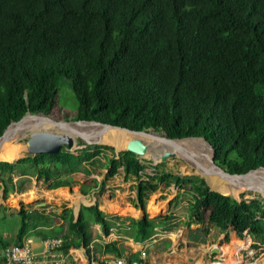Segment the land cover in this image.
Segmentation results:
<instances>
[{
	"label": "trees",
	"instance_id": "16d2710c",
	"mask_svg": "<svg viewBox=\"0 0 264 264\" xmlns=\"http://www.w3.org/2000/svg\"><path fill=\"white\" fill-rule=\"evenodd\" d=\"M63 85L77 102L74 120L154 129L169 138L204 137L228 171L264 167V0H0V136L28 112L69 119L59 107ZM107 149L63 147L0 161V180L28 167L45 182L59 171L89 174L95 160L105 158L109 177L122 167L125 179H137L132 203L144 212L161 183L174 184L191 195V216L233 229L239 238L249 234L255 248L264 245V198L240 201L211 191L198 175L162 170L142 178L146 167L135 153L110 156ZM59 215L63 251L85 247L88 255L97 248L92 224L105 235L121 228L137 242L179 225L171 212L122 219L98 204L82 206L77 218L68 207ZM42 216L20 212L16 243ZM2 235L0 249L9 245ZM33 235L56 236L44 227ZM98 248L123 255L117 241Z\"/></svg>",
	"mask_w": 264,
	"mask_h": 264
},
{
	"label": "rangeland",
	"instance_id": "374dc122",
	"mask_svg": "<svg viewBox=\"0 0 264 264\" xmlns=\"http://www.w3.org/2000/svg\"><path fill=\"white\" fill-rule=\"evenodd\" d=\"M76 104H77L76 99L73 93L71 92L70 88L67 85L61 86L59 90V107L60 109H63V112H61V114L62 115L67 114L69 115L68 116L69 119H73ZM52 114L55 117H57L58 120L66 119L65 116H60L57 113H52ZM42 130H51V129H42ZM53 130L60 132L59 130H61V128L55 126L54 128H52L51 131ZM31 133L32 132L30 131L27 132L28 136L24 138L23 140L24 142L27 143L28 137L30 136ZM141 138L151 147L149 150L150 152H147L144 156L139 157L142 163L146 167L144 172L141 174L142 178H146V174L155 175L156 173L161 172L162 170H165L173 174H179L181 176L198 175L202 177L203 172H201L200 169L204 168L205 164L207 163L206 157H204L206 154L203 152L202 147L190 148L187 150L186 153L183 154L174 151L175 152L174 156L169 157L166 161H161L158 160L155 156V153L161 154L160 149L157 148L156 145L155 146L152 145L151 144L152 142L146 137L141 136ZM158 144L162 146V149L165 148L163 145H161L162 143L161 144L158 143ZM88 145L109 146L110 149H107L106 151L110 156H112L113 153L118 154L119 152L123 151L126 147V146L125 147L122 146L121 148H117L115 145L109 142H101V141L88 143L82 140L81 138L80 139L77 138L76 144L71 149V151L76 152L78 149L84 148ZM29 155L30 153L26 150L22 156L16 158L15 160ZM97 159L95 160L96 162L93 164V166H90L89 169L91 172L89 174L83 172L67 174L64 171H59L58 175L48 182H45L43 178H40L38 177V175H35L31 167H28L27 169H25V171L24 169H22L19 171H15L12 174L5 175L4 180L3 181L0 180V189H2V195L0 196V200L2 199L4 201L3 204H0V233L5 231L7 235L6 237L8 239H11L10 238L11 234L16 232L14 230L17 227H19L21 221L19 215L15 216L16 215L15 212L20 211L25 214L27 213L26 212L27 210L26 211L25 209L19 210L20 208L16 206L18 198L14 194L15 192L19 194L24 193L34 185L37 186L41 192L46 188L58 189L62 186L73 185L75 184L74 178L77 176H82V174L87 176L85 177L87 178V182L82 184L81 189H101L107 198L114 197L116 195V189H126L128 191L127 197L132 203V199L136 195L135 186L137 184V179L134 176H132L131 179L128 180L125 179L124 171L122 167L115 175L109 177L108 174H109L110 166L106 167L104 165L107 164L106 159L105 158H103V160L100 159L97 160ZM162 163L164 164L161 165ZM78 181L81 182V179H79ZM234 183L235 181H231L229 186H234ZM3 189H7L8 191L5 192L3 191ZM230 193L231 192H228L227 194ZM12 194H14L15 198L17 199L14 198L11 199ZM240 194L242 199L245 198L250 200L254 198H263L262 194L259 193L258 191H253L249 189L243 191ZM150 199L152 201H155V203L157 204L159 203V201L161 202V207L159 206L154 209V211H158V212L166 211L165 209H162L164 205L163 202H165L166 205L170 203L168 211L172 210L178 216L180 215L184 216V219H181L182 220L181 222L184 226L178 225L177 227L165 231L161 230L160 228H157L156 233L152 235L151 238L146 240L150 243H153L154 248L151 249V247L148 246L146 250L147 256L145 255L144 258L136 260L137 264H164L163 259L165 256H174V257L176 256V258H178L177 260L173 258L175 261L171 263L169 261H166L167 264H194L192 262L191 257L194 258L195 255L192 256L188 255V258L185 256V251L187 250L186 246L189 245L190 243H187V245L184 244L183 242L172 244V240H173L172 238H174L175 241H177L176 233H178V231L182 230L183 228L186 229L189 228L185 225V222L188 223L189 226H193L190 228L194 229V232L196 234V236L194 237H196V239L200 241L199 243L202 242L198 246H196V244L194 243L193 245L190 244L191 246L188 248L187 251L188 254L196 252L197 251L196 247H201L202 249L204 248L206 251H208L210 247L216 246L219 248L222 247L229 248L230 258H232L233 254L236 253L237 258L236 259L233 258L231 264H242V263L254 264L256 263V261L257 262L264 261V245L259 248L253 247L252 237L249 234H246L244 238H239L233 229L223 231L208 223L203 224L195 216H190L188 214L189 213L188 206L191 199V195L187 193L185 188L182 189L180 187L175 186L174 184L168 185L166 183H161L159 189L152 194ZM9 200L12 203L8 202ZM24 205L26 207H31L29 206L30 204L25 203ZM32 211L33 210L29 209L27 215L32 213ZM45 220H46V216H45ZM204 221H207V219L204 218ZM206 227L209 229L208 234L204 233ZM116 239H123V237H118ZM126 239L127 237L126 238L124 237V240ZM130 241H131L130 239L126 240V242H130ZM236 241L244 244L241 250L237 251L234 249ZM161 243H163V245H160ZM203 243L206 245L205 247H203L202 245ZM76 249H78L80 252L77 254L74 253L73 255H69L67 258V260L69 259L70 264H97L98 261L101 263L106 262L108 264H111L114 260L117 259L115 255L111 253L108 254L104 253L98 247L94 250H91L90 255H88V251L85 247H80ZM202 252L203 251H199V255H202ZM103 255H105V257ZM128 255L129 253H127V255L123 254V257L120 258H123L128 263H131L130 257ZM208 255L211 256L212 260L215 257L213 253L212 254L208 253ZM236 255L234 254V257H236ZM208 258L209 257H206L205 260H202L201 264H209L211 262V259L208 260ZM0 259H2L1 254H0ZM215 260L217 259H214L213 261Z\"/></svg>",
	"mask_w": 264,
	"mask_h": 264
},
{
	"label": "crops",
	"instance_id": "0c3cea01",
	"mask_svg": "<svg viewBox=\"0 0 264 264\" xmlns=\"http://www.w3.org/2000/svg\"><path fill=\"white\" fill-rule=\"evenodd\" d=\"M92 176H94V175H92ZM85 177H87V176L84 174H82V176H77L74 178L75 184L62 186L58 189L46 188V189L42 190V192H41L38 189V187L34 185L24 193L19 194V193L15 192L14 194L18 198L16 206L18 208H20L19 210L25 209V211L27 210L26 212L28 213V210L30 209L33 211H32V213H30L28 215H33L35 213L43 215L41 217V221H40L39 225L37 227H34L31 230V232L27 233V234L33 235V232L35 230L42 229L44 227L50 233H54L57 236L56 228L63 224V220L60 218L59 214L62 212L64 207L72 208L74 210L75 217H76V210L78 209L79 206H81V207L82 206H91V205H96V204H98L99 209L101 211H103L105 214L111 215V216H120L122 219L132 217L134 219L139 220L142 217H145L146 214L144 215L141 209L137 208L133 203L130 202V200L127 197L128 191L126 189H116V195L112 198H109V197L107 198L101 189H81L82 184L87 182V178H85ZM79 179H81V182L78 181ZM4 190L5 189H3V191ZM83 190H85V192ZM66 193H68V194L66 195ZM14 194H12L11 199H13V198L17 199V198H15ZM1 195H2V189H0V196ZM151 196H150V198H151ZM150 198L148 200L147 210H146V213L149 215V217L155 218V217L162 216V215H165V214L171 212L175 216H177V221L179 222V225L184 226L181 222L182 221L181 219H184V216L180 215L181 216L180 217L176 213H174L172 210L168 211L170 203H168L166 205L165 202H163L164 205H163L162 209H165L166 211L165 212H158V211H154V209L156 207H159V206L161 207V202L159 201V203L157 204V203H155V201H152ZM8 202H11V201L9 200ZM3 203H4V201L1 199L0 204H3ZM25 203L30 204L29 206H31V207H26L24 205ZM112 205H114L113 208H112ZM47 208L51 209L52 213H50V214L45 213V210ZM18 212H15V214H16L15 216L19 215V218H20V211H18ZM27 213H26V215H27ZM188 214L190 215V212ZM45 216H46V220H45ZM185 225L189 228H187V229L183 228L182 230L178 231V233H176L177 241H175V239L172 238L173 239L172 244H177L178 242L179 243L183 242L186 245H187V243H190L192 245L194 243V244H196V246L200 245L202 242L199 243L200 241L198 239H196V237H194V236H196L194 229L190 228L193 226H189V224L186 222H185ZM18 228L19 227H17L14 231L17 232ZM91 229L93 230V233L95 236L93 243H92V248H94L95 245H96V247H99L103 243H110V242L117 241L118 245L120 246L122 253L126 254V255H127V253H129L128 256L130 257V262H132V263L137 262L136 260L144 258L145 255L147 256L146 250H147L148 246L151 247V249L154 248L153 243H150L148 241L137 242L133 238L126 236L121 231V228L115 227V229L112 230L109 235H105L103 233V230L99 224H92ZM16 232L11 234V236H10L11 239H8L6 237L7 235H6L5 231L2 232L3 238L5 240L9 241L8 242L9 245L12 243H16V236H17ZM58 236H61V235H58ZM34 237L36 238L37 243L41 239V236H39V235L38 236L34 235ZM118 237H123V239H116ZM124 237L125 238L127 237V239H130L131 241L126 242L127 239L124 240ZM190 244L186 246L187 250L185 251V256L188 258V255H190V256L195 255L194 258L191 257L192 262L194 264H201V261L205 260L206 257H209L208 260L211 259V261H213L214 259H218V260H222V263L225 262L226 257L224 255L222 248L213 246V247H210V249H209L210 251L209 250L206 251L204 248L202 249L201 247L195 246L197 251L194 253L188 254L187 251H188V248L191 246ZM160 245H163V243H161ZM202 245H203V247L206 246L204 243ZM4 249L5 248L0 249V254H1L2 259L4 256ZM198 250L203 251L202 255H199ZM79 252L80 251L76 248H70L69 252L66 254H68V256H69V255H73L74 253L77 254ZM103 252L108 254V252H105V251H103ZM208 253H211V254L213 253V255L215 256V257L213 256L214 257L213 260H212L211 256L208 255ZM111 254L115 255L116 258L123 257V255L117 256L114 253H111ZM234 254L236 255V253H234ZM234 254L232 256V259L237 258V255H236V257H234ZM103 256L105 257V255H103ZM173 258H175L176 260L178 259V258H176V256L175 257L174 256H165L163 259L164 264H167L166 261H169L170 263L174 262L175 260ZM2 259H0V261ZM68 264H70L69 259H68Z\"/></svg>",
	"mask_w": 264,
	"mask_h": 264
},
{
	"label": "bare ground",
	"instance_id": "6f19581e",
	"mask_svg": "<svg viewBox=\"0 0 264 264\" xmlns=\"http://www.w3.org/2000/svg\"><path fill=\"white\" fill-rule=\"evenodd\" d=\"M55 126L58 127L54 123V121H52L50 118L43 117L40 115H34V116L30 115L25 117L22 121L13 124L11 126L12 134L0 138V161L15 160L16 158L22 156L26 150L28 151V144L23 141L24 138L28 136L27 134L28 131L33 133L35 131L42 129L52 130V128H54ZM62 130L66 132V134L74 138H81L86 142H96V141L109 142L115 145L117 148H121L122 146L125 147L126 144L134 137L133 133H130L123 129H119V128L112 129V128H107L103 125H99L97 123H88V122L73 123L67 125L63 127V129L59 130L60 133ZM146 138L152 142L151 143L152 145L154 146L156 145L161 152L170 149L183 154L186 153L187 150L190 148L202 147L203 152L206 154L204 157H206L207 163L205 164L204 168L200 170L201 172H203L205 176L207 175L209 177L213 188L215 187V189H218L223 193L224 191L225 193L231 192L230 194L232 195L240 196L241 195L240 193H242L247 189L264 188V169H258L252 171L247 175L240 177L228 176L222 173L221 171L215 169L210 164L212 153L210 152L206 144L201 140L184 139V140L165 141L156 136L146 137ZM158 143L160 144L162 143L161 145H163L165 148L162 149V146H160ZM157 155L159 156L160 154L155 153L156 158L158 157ZM231 181H235L234 186H229ZM67 194L68 193H66V195ZM113 207L114 205H112V208ZM243 245H244L243 243L236 241L234 249L237 251L241 250ZM222 250L226 257L225 262L222 264H231L232 258H230L229 256L230 249L226 247L225 248L222 247ZM254 264H264V261L263 262L256 261V263Z\"/></svg>",
	"mask_w": 264,
	"mask_h": 264
},
{
	"label": "water",
	"instance_id": "95a60500",
	"mask_svg": "<svg viewBox=\"0 0 264 264\" xmlns=\"http://www.w3.org/2000/svg\"><path fill=\"white\" fill-rule=\"evenodd\" d=\"M30 115H32V116L40 115L43 117H48L52 121H54V123L61 129H63V127L70 125V124H73V123L88 122V123H97V124L103 125L107 128H112V129L113 128H119V129L126 130L130 133H133L135 136L126 144V147L124 150H129V151L135 153L138 157L144 156L150 150V145L148 143H146L141 138V136H143V137L156 136V137L163 139L165 141L184 140V139H198V140H201L202 142H204L206 144V146H208L210 152L212 153L211 159H210V164L215 169L221 171L222 173H224L228 176L240 177V176L247 175V174L251 173L252 171H255L258 169H264V167H260L258 169L250 170L249 172H247L245 174H237V173H232V172L228 171L227 169L221 167L220 165H218L216 163V161H215V150L211 146V144L208 142V140L204 137L169 138L166 134L157 132L154 129H151L149 131L131 130L129 128L116 126V125H112V124H107V123H103V122L96 121V120H92V121L74 120V119L58 120V118L55 117L52 113H44V112H36V113L28 112L19 121L12 122L4 130V132L2 133L0 138L12 134L11 126L15 123L22 121L25 117L30 116ZM76 139L77 138H74V137L66 134V132H64L63 130L61 133L56 132V131H49V130H38V131L31 133L28 140H27L28 152L32 156H36V155H40V154H55V153H58L63 147H67L69 149H72L74 147V145L76 144ZM78 139H80V138H78ZM96 142H98V141H96ZM88 143H92V142H88ZM119 154H120V152L117 154V156H119ZM174 155H175V152L173 150L167 149V150L161 152V154L159 156L157 155L158 156L157 159L161 160V161H166L169 157H172ZM9 162H14V160L9 161ZM202 177L205 178V180H206L211 191H216V192H219V193L224 194V195L233 196L234 198H236L240 201L242 200L241 196L226 194V193L219 191L218 189L213 188V186L210 182V179L207 175L205 176L203 174ZM249 190L258 191L259 193L262 194V197L264 198V188H262V189L252 188ZM81 208L82 207L79 206L78 209L76 210V218L79 216ZM142 212L144 215L146 214V212H144L143 210H142ZM97 264H102V263L98 261Z\"/></svg>",
	"mask_w": 264,
	"mask_h": 264
},
{
	"label": "built area",
	"instance_id": "2783aa9c",
	"mask_svg": "<svg viewBox=\"0 0 264 264\" xmlns=\"http://www.w3.org/2000/svg\"><path fill=\"white\" fill-rule=\"evenodd\" d=\"M45 213H52L47 208ZM65 240L61 236L41 237L37 243L34 235L25 234L20 242L5 247L0 264H68V255L63 251ZM111 264L128 263L123 258H117ZM209 264H222V260L211 261ZM243 264V263H242Z\"/></svg>",
	"mask_w": 264,
	"mask_h": 264
}]
</instances>
